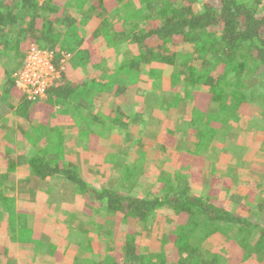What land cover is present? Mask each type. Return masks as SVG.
I'll return each mask as SVG.
<instances>
[{"label":"trees","instance_id":"16d2710c","mask_svg":"<svg viewBox=\"0 0 264 264\" xmlns=\"http://www.w3.org/2000/svg\"><path fill=\"white\" fill-rule=\"evenodd\" d=\"M55 2L0 0V32L4 37L0 42L11 52L5 59L10 68L1 77L0 116L10 113L31 122L38 108L56 116L57 121L66 116L77 128L78 144H85L89 135L105 126L101 108L95 109L103 95L124 98L138 85L143 70H148L149 78H161L160 70L145 67L151 63L171 65L182 49L190 53L179 61L181 81L189 88L198 87L201 97L208 98L226 122L235 120L245 103L254 101L264 106V93L251 95L252 88H264L263 0H78L77 10L69 14L65 12L69 3L60 8ZM113 16L121 19L116 28ZM131 19L140 20L142 27ZM83 20L94 26L89 41L101 40L108 48L135 44L137 55L94 77L70 79L61 72L43 99L21 95L15 88L14 74L21 69L30 46L53 52L56 67L60 59L74 64V70L88 64L94 48H85L84 33L89 30H79L84 28L80 27ZM6 26L17 28V33L4 35ZM170 82H175L174 77L170 76ZM88 92L91 97L82 98ZM145 93L150 92L141 95L144 101L138 104L136 114L145 110L149 116L153 105L163 103L154 94L150 98ZM11 95L13 103L8 102ZM248 117L242 116L240 121ZM195 120H191L194 127ZM54 123L29 124L18 131L31 147L17 157V163L26 162L38 181L62 180L72 191H80L84 212L91 213L92 208L105 212L100 232L108 247L104 256L108 264H264L263 200L247 212L230 210L214 204L206 194H192L188 180L180 173L172 191L164 188L160 196H134L132 191L142 172L135 163L124 165L122 190L96 188L80 178L76 163H65L62 128ZM37 145L41 147L36 149ZM7 164L11 171L16 162L7 155ZM5 177L0 180L5 182ZM0 199L11 239L31 243L32 227L23 222L27 215L17 212L13 198ZM163 210L175 214L176 222H164L155 253H140L135 239L138 234L127 233L123 227L130 218L146 223ZM215 234L220 235L219 242L204 249L203 242ZM119 237L122 242L115 254L108 241Z\"/></svg>","mask_w":264,"mask_h":264},{"label":"rangeland","instance_id":"374dc122","mask_svg":"<svg viewBox=\"0 0 264 264\" xmlns=\"http://www.w3.org/2000/svg\"><path fill=\"white\" fill-rule=\"evenodd\" d=\"M41 1V0H40ZM77 1L78 0H56V5H59L60 8L62 7V4H67L69 5L66 6L65 12L69 14L70 12L74 13L77 10ZM90 3V1H89ZM88 3V4H89ZM264 3V0H263ZM59 8V9H60ZM88 6L83 8V10H87ZM61 12L63 10H60ZM52 15V13H51ZM154 16V14L152 15ZM55 18H58L55 16ZM114 21H112V25L116 28L117 25L121 24V19H115L113 16ZM124 21H126L124 19ZM132 23H137L139 27H142V24H140V20H129ZM80 27L84 28H79V30H89L85 35V48L88 46H91L94 48L93 51V56L89 59L87 65H82L79 66L76 70H73L75 74H72V71L69 72V78L70 79H77L78 77H82L83 79L87 78L89 75L90 76H96L100 73V71L107 72L110 69L115 68L116 65H118L122 60H127L134 56L135 54L138 53V48L134 46L133 44L130 46H124L120 48H110L108 49L107 46L103 43L101 40H91L89 39L92 38V33L94 30L93 23L87 24L85 20H83V23L80 25ZM59 29L65 30V27H60L58 26ZM17 28L11 27V26H6L4 27V35L10 34L12 31H16ZM82 34V33H81ZM2 32H0V41H2ZM87 41H89L91 44L87 45ZM120 46V45H119ZM1 49V47H0ZM5 52V51H3ZM11 54V52H9ZM190 52L187 49H182L180 52L179 57L176 59L175 62H173L171 65H166V64H158L155 63V69L160 70L162 72L161 78L159 79H153L149 78L147 76V71L148 70H143L141 72V77L139 78V82L142 85L141 90L144 89L146 92H154L155 98H158L162 93L163 90L166 89L167 85L169 84V78L170 76L175 79V82H181L182 76L183 75V69L179 65V61L188 56ZM9 54V55H10ZM6 59V57H5ZM67 63V62H66ZM65 63V64H66ZM70 63V62H69ZM72 64V63H71ZM73 65H70L73 69ZM67 64L65 65L66 68ZM146 69L151 68V67H145ZM2 66L0 67V70H2ZM78 70V71H77ZM139 84V85H140ZM180 85L186 86L187 84L182 83ZM193 88V87H192ZM190 88V89H192ZM180 89V88H178ZM261 93H264V88H259V87H254L251 89V95L258 96ZM91 94L85 93L83 98H90ZM256 98V97H255ZM103 99V98H102ZM136 101L141 102V98L137 95L135 98ZM14 102V101H13ZM168 102V101H167ZM252 106H248V109L246 110L247 114L250 115L247 119L242 120V121H237L235 122L236 127H234V130L228 129L227 125L224 129L219 130V132L216 134V138L219 139V137H222L221 140H218L217 143L214 144L213 148L218 151V156L223 155H231L234 151H230V153L224 152V149L221 148L220 141L226 142V144L233 142L231 136L234 134L237 136L236 143L240 144V142H243L244 144L248 145L246 148L249 151L250 154H248V157H251V161L249 164H244L242 166L240 164V167L242 169V174L240 175V179L242 181L245 180V177L247 175V172H250V170L254 171V176L251 177V181L257 182V180L260 182H257L259 184L258 189L261 195L264 196V160L260 161V157L262 156L264 158V155H259L257 154L255 158H253L254 152L252 150L255 149V146L250 143L247 138L250 139L251 134L253 132H260L261 130L264 129V106L263 103L257 104V102H250ZM174 105H169L165 104L164 105H154V106H160L159 108L156 107L152 114L149 116L151 117L150 122H146L143 124V126H137L133 127L132 130L128 127H126L128 121L126 123H121L119 124L118 121H116V125H119L120 129L117 127H113L114 123H110V132H116L118 135H114L115 138H113V134H107L104 135V139L102 136H100V133L102 129L100 128L98 132L96 133V137L102 140L103 139V144L101 141H98L99 139L95 140L97 143H92L94 142L93 137L90 138L88 143L84 144L81 142V144L76 145L75 140L77 136V128L75 124H73L72 121H68L65 123L61 124L62 128V133L64 136V154H65V163L67 162H73L78 165L79 168V176L82 180L85 182H88L89 184L93 185L96 188H101V187H106V188H113L116 191L122 190V182L119 179L118 182L117 177L123 178V175L121 176L123 172V166H124V161L125 158L122 157L121 155V147H118L119 143H135L138 141H143V143L146 145L147 148H151V142L154 141L152 135H155L160 132L162 133L163 130L167 129H184L183 128V115L181 114L180 107L183 105L179 104L180 107H176ZM128 108L126 107L124 110L128 112V114H133L134 112V104L132 102H129ZM111 109L108 112H111L109 116V119L111 121L114 120L112 115L119 116V118H122V115H119L115 111V104L112 103L110 105ZM176 107V108H175ZM253 107V108H252ZM136 109V108H135ZM253 109L255 110L253 112ZM167 110V111H165ZM105 113V114H106ZM109 114V113H108ZM10 115V116H9ZM8 116L5 117V119L2 120V124H9V129L12 128L13 124V117H16L13 114H9ZM243 116V115H242ZM147 118V117H145ZM54 117L52 114H46L45 111L41 108H38L34 113L33 116L31 117V122L29 124H34L38 125L40 123H44V125H53L57 124L58 121L55 119L53 120ZM113 119V120H112ZM127 119V118H125ZM21 124V123H20ZM26 124V123H25ZM108 124V123H107ZM106 124V125H107ZM113 124V125H112ZM105 125V126H106ZM4 128V127H2ZM107 130V128H105ZM15 133L13 134L12 137H9L7 140L4 139V144H7L6 141L8 142V150H13L14 157H18L20 155H25L27 147L24 146L26 143V138L14 128ZM123 131L126 132V134H130L131 138L123 137L125 134H122ZM231 131V132H230ZM149 132V136L148 133ZM254 135V134H253ZM160 136V135H159ZM124 138V140H123ZM261 140V139H260ZM167 144V149H166V160L164 161H158L154 160L153 158H148L149 164H147V170L145 169L139 177L137 178L138 180L140 179L141 182L136 183L135 188L132 191V195L134 196H139V197H150L155 193V179H160L163 178V180H167L168 174H172V178L170 182H174L175 175L174 172L177 169V164L174 162V154L172 152L171 145L174 141L171 139L167 138L165 141ZM263 142V141H262ZM250 143V146H249ZM87 145V148H86ZM261 150H258V153H261L264 151V143L259 145ZM251 147V148H250ZM40 148L39 145L36 146V149ZM146 148V150H148ZM189 145L182 144L179 149L176 148V150H179V153H189L190 155H193L191 151H189ZM169 150V151H168ZM126 150H122L124 152ZM148 152V151H147ZM7 155L10 156L11 154H5V152H2L0 154V175L5 174L8 168L7 164ZM93 155V156H91ZM124 155V154H123ZM245 155V154H242ZM125 157H128L127 155H124ZM230 156H227V161H231L229 159ZM14 158V160H17ZM225 158V157H224ZM221 160H224L221 158ZM132 161V159L130 160ZM226 161V162H227ZM20 162V160H19ZM25 162V161H24ZM232 162V161H231ZM140 164V165H139ZM252 164V165H251ZM137 165L141 166L144 165V161L142 163H137ZM16 176L18 178H13L14 185H9L7 187L4 182H2V186H0V198L1 197H6V198H13L14 201V206L20 208L23 212L25 213H33V222H31V226L34 229L33 231L34 234L32 235V243L29 244H21L17 245L16 241H13L11 239L10 233L7 234L9 237H5L7 235L4 234V227L5 226V221L6 220V215L4 212H2L1 207L2 204L0 202V264H54L51 262L50 255H52L53 259L55 257L60 258V256H63L64 254L68 255H74L78 254L79 256L83 257V250L78 248V243L80 240V237L84 234L85 230H82L80 228L81 223H78L81 219L82 214L79 216L78 212L79 209L76 207L81 204L82 202L84 203V200L82 201V194L80 191H76L78 195L75 197H72V200H69V198L74 195L75 191H71L66 182V187H62L61 193L59 196H64V202L61 199L56 205L55 208H50L47 209L46 213H40V205L37 203V196H33L34 191H36V187L30 183L28 187L23 185L25 181L23 179L19 178H25L26 175H28V172L26 170H21L19 168L18 171H15ZM257 180H256V179ZM58 181V180H57ZM56 184L54 180H51L53 182L55 187L60 186V181L57 182ZM164 181V187L167 188L168 184ZM65 183V182H64ZM139 184V186H138ZM55 187L49 188L45 190L44 192L47 194L56 193ZM138 187V188H137ZM66 189V190H65ZM42 191V190H41ZM221 192H216L217 194H221L222 198L227 194L228 191L222 190ZM27 192L26 197L22 195ZM69 192V193H68ZM234 194V193H232ZM58 195V194H57ZM260 196V195H258ZM15 198V199H14ZM23 199V200H22ZM1 200V199H0ZM16 200H18L16 202ZM22 200V201H21ZM71 201H76V205L74 206ZM82 203V204H83ZM226 207V206H225ZM39 209V210H38ZM95 215L90 216L85 220L90 226L93 227V229H96V226L102 225L104 223V217L105 213L103 212H96L94 213ZM32 215V214H31ZM77 215V216H76ZM86 216V214H84ZM72 217L75 219L73 221ZM177 217V216H176ZM174 215L171 214L170 210H163L158 214L155 219H152L146 223L141 222V221H134L131 220L130 224H128V228L132 232H135L138 234V236L135 237L136 240L139 241V251L140 253H150V251L155 252L154 249L156 248V240L159 238L163 226L166 224H172L175 223L177 218ZM85 218V217H84ZM4 222V224H3ZM26 222V220H25ZM24 222V224H25ZM165 222V223H164ZM76 224V225H75ZM72 225L76 226V231L75 235L71 234L70 231H72ZM90 240L93 241V243H98L100 241L101 244H103V240H99V236L96 234V232L89 233ZM16 238L15 236H12ZM220 238V235L215 234L210 240H207L203 242V248L204 249H210L212 248L217 240ZM115 244L118 246L117 241L112 242L110 244V248L114 250V253L117 251L115 250ZM105 246V245H104ZM94 250L92 252H95V257H92V259H101L104 255L107 253L108 247H102V245L97 246L96 244L93 246ZM107 248V249H106ZM152 248V250H151ZM79 249V250H78ZM55 254L57 256H55ZM65 256V255H64ZM75 256V255H74ZM89 259V258H88ZM60 260V259H58ZM82 264H90L86 260L80 259ZM60 264H64L63 260L59 261ZM222 262V261H221ZM223 263V262H222ZM221 263V264H222ZM92 264V263H91Z\"/></svg>","mask_w":264,"mask_h":264},{"label":"crops","instance_id":"0c3cea01","mask_svg":"<svg viewBox=\"0 0 264 264\" xmlns=\"http://www.w3.org/2000/svg\"><path fill=\"white\" fill-rule=\"evenodd\" d=\"M17 31H18V29L16 31H12L10 34L15 35L17 33ZM1 38L4 39V37H1ZM3 39H2V41H3ZM1 44L2 43L0 42V47H1V49H0V67L2 66L3 69L0 70V90H1V81H2L1 77H2L3 73L5 72V70L10 68V65L5 60L6 54H8L10 51L9 52L5 51ZM133 45L136 46L135 44H133ZM119 47L124 48L123 45H120ZM108 49H110V48H108ZM3 51H5V52H3ZM136 55L137 54H135L132 57H135ZM131 58H129V59H131ZM58 63L60 64L59 66H61V67L63 66L62 67L63 70L61 72H64L67 76H69V72H71V71H72L71 75L75 74V72H73L74 68L72 69V67L70 66L71 63H68L66 68H65V63L62 62L61 59L58 61ZM154 65H155V63H151L149 65V67H151V69L152 68L155 69ZM77 68H79V66ZM77 68H75V69H77ZM90 77H94V76H90ZM81 78L82 77H78L77 79L80 80ZM182 83H183L182 81L181 82L179 81V82H174L173 84H171L170 78H169V84L167 85L166 89L163 90L162 93H160L161 95L158 98H161L162 103H163L162 105H164V103L169 104V105L178 104V105H175L176 107H180L179 104L183 105V108L181 106L180 110H178V111H180L181 114L183 115V125H184L183 128L184 129H179V128L167 129V130H163L161 134L159 132L155 135H152L154 141L151 142V148H147L146 145L143 143V141H138V142L130 143V144L124 143L122 141V143H119L118 147L122 148L121 149V155L123 158H125L124 165L133 164V163L137 164L138 160H139V163H142L144 161V165H142V167L139 166L141 168V171L143 172L147 168V164H149V160L147 159V156H148V158H153L154 160H158V161L164 160L165 161L167 159L166 158V156H167L166 155L167 144H165L166 143L165 141L167 138L171 139L172 141L175 140V142H173L171 145V148L173 149L172 152L174 154V162L177 164V169L174 172V175H175L174 182L173 183L170 182V180L172 178V174H168V178L166 181L163 180V178L155 179L154 182L156 183L155 184L156 189H155V193L152 195V197L153 196H160L162 194V191L165 188L164 187V184H165L164 181L169 185L167 188H169V190H171V187H173V185H175V183H176L177 173H180L181 175L185 176V178L188 180L190 192L192 194H194V195L206 194L210 197L211 202H213L214 204L221 206V207L226 206L225 208H228L230 210H236L237 209L241 212H247V210H252L251 206H254L260 200L264 201V196L260 194L259 189H258L259 184L257 182H260V180L258 181L255 178L257 180V182H255V181H251V179H250L251 177L254 176V174H255L254 171L250 170V172H247V175H246L244 181H242L240 179V175L242 174V172H241L242 169L240 167V164L242 166H244V164H246V163L249 164L251 161V157L250 158L248 157V154H250L251 151L246 148L248 143L244 144L243 142H240V144H237L236 143L237 136H235L233 134L231 136L232 140H234L233 142L226 144V142L220 141V144H219L221 146V148L224 149V152L227 151V153H230V151H234L231 155H223V157L218 156V151L213 148L214 144L217 143L218 140L222 139V137H219V139L216 138L217 137L216 134L219 132V130L224 129L227 125H229L228 129L233 131L234 127H236L235 122L240 121L242 119V115L243 116L248 115L246 110L248 109V106L249 105L252 106V104L245 103L244 105H242L241 108L239 109V112H238L239 115L237 116V118L235 120H231V121L226 122L225 119L223 118V116H221L218 113V111L215 110L214 104H212V103L209 104L208 98L203 99V97H201V92H200L198 87H193L192 89H190L188 85H186V86L180 85ZM139 84H140V82L138 81V85L136 87H134V89L129 90L128 92L125 93V95H124L125 99L123 97L118 98V97H113L111 95H106L108 97L107 98L105 95H103L102 96L103 99H101L97 103V105L95 106V109L101 108V111H102L101 119L105 123V125L108 123L106 126H104V128L102 127L103 129L100 132V133H102V134H100V136H102L103 139H104V135H106L108 137L107 134H109V135L113 134V138H115V136L118 135L116 132H113V131L110 132L109 131L110 123L113 122L114 123V125L112 124L113 127H117L120 129L119 125H116V121H118L119 124L126 123V121H128L129 124H127L126 127L130 128L132 130L133 127L143 126V124H145L146 122H148V121L150 122L151 119L149 118V116L152 114L153 110L156 107H158V108L160 107V106H154L153 105L152 112L149 116H148V114H146L145 110L143 112L144 114H142V115L136 114L138 112V104H141V102L143 103V101H144L142 99L141 95L142 94L144 95V92H146V91H144V89L141 90L142 85L141 84L139 85ZM178 88H180V89H178ZM153 94H154V92H150V93H147L146 95H148L151 98V95H153ZM137 95L141 98V102H138L135 100ZM190 95H191V97H190ZM0 96H1V94H0ZM13 97H14V95H13ZM13 97H12V95L10 97H8V102L13 103ZM83 97H84V95H83ZM188 98H192V99L189 100ZM129 102H132L135 106L133 114H130V115L128 114V112H126L124 110L126 107L128 108V106H126V105H128ZM112 103L115 104V111L119 115H122V118H119V116H116L114 114V115H112L114 120L112 119L113 121H111L109 119V116L113 110H111V112H108L109 114L106 112L111 109L110 105H112ZM136 104H137V106H136ZM157 105H160V104H157ZM207 108H209V110H207ZM165 111H167V110H165ZM254 111L255 110L253 109V112ZM9 114H4L3 116H0V122H2V120H4L5 117L8 116ZM145 117H147V118H145ZM54 118L56 119V116ZM60 118H61L62 122H61V120H59L57 123L60 126L62 123L71 121L66 116H63V117L61 116ZM125 118H127V119H125ZM194 119H196L195 124H194L195 127L191 124V120L193 121ZM208 121H209V124H207ZM5 122H6V119H5ZM0 124H2V123H0ZM12 124H13V126L10 129L8 128L9 124H3L2 126L0 125V154H2V152H5V154H7V153L11 154L10 158L12 160H14V158H16V157H14V154H13L14 152H13V150H8V142L6 141L7 144H4V139L7 140L9 137L13 136V134L15 133L14 128H16V130L20 131V129L25 128L24 126H28L29 122L24 121L19 117H13ZM62 125H64V124H62ZM2 127H4V128H2ZM105 128H107V130ZM146 133H148V136H149V132H146ZM122 134H125V136H123V137H127L128 139L131 138V135L126 134L125 131H123ZM253 134H251L250 139L247 138V140H249L250 143L255 146V149L252 150V152H254L253 155H255V156H253V158H255L257 154L264 155V151L261 153H258V151H257V149L261 150L260 149L261 147L259 145L264 143V129L261 130L260 132H255V133L253 132ZM100 136H99V138H97L96 134L95 135H89L87 140H86L87 141L86 144L88 143V141L90 140L91 137H93V139H94V142H92V143L95 144L98 141H101L103 144V139L101 140ZM78 139H79V137L77 134L76 140H75L76 145H78ZM97 139H99V140L97 142H95V140H97ZM123 140H124V138H123ZM250 143H249V146H250ZM79 144H81V143H79ZM182 144L189 145L190 149L189 148L188 149H189V151H191V153L193 155H190L189 153H186V154L185 153H179V150H176V148L179 149V147ZM30 147H31V145L28 144L27 149H29ZM39 147H41V145H39ZM86 148H87V145H86ZM146 148L148 150H146ZM122 150H126V151L122 152ZM228 150H230V151H228ZM249 151H250V153H249ZM123 154L127 155L128 157H125ZM242 154H245V155H242ZM91 156H93V155H91ZM227 156H230L229 159L232 162L227 161ZM221 158H223L224 160H221ZM131 159H132V161H130ZM259 159H260V161L264 160V158L262 156ZM140 160H141V162H140ZM14 161L16 162L14 168L11 171H9L7 169L8 172L0 175V179L2 176L3 177L6 176L4 184L7 187H9V185L14 183L13 178H15V176H16L15 171H18L19 168L21 170L24 169L28 172V175L25 176L26 179L25 178H19V179H23L25 181H28V182L23 183V185H25L26 187H28L30 185V183L36 187L35 188L36 191H34L33 196H37V203H39V205H40V210L39 209L38 210L40 211V213L41 212L46 213L47 209H50L53 207L55 208V205L61 199L63 200L62 202H64L63 197L65 195L59 196L60 194H62L60 192L61 189L58 187H55L54 184H52L53 182H51V180H54V182L56 184L57 179H51V180L47 179L44 181H38L34 177L30 167L27 164H25L26 162L23 165H19V163H17V160H14ZM123 168H124V166H123ZM16 178H18V177L16 176ZM119 179L122 182V179L120 177H117V180H115V181L118 182ZM138 181H139V183L141 182L140 179ZM4 184H2V181L0 180V186H2ZM59 184L61 186H63L64 188L66 187V184L64 183V181L62 182V180L60 181ZM12 185H14V184H12ZM48 187L49 188L55 187L56 193H52V195L45 193L44 191L47 190ZM108 189H111V188H108ZM70 190H71V188H70ZM222 190L228 191L227 194H225V196L223 198L221 196H219L222 194V192H223ZM217 191L221 192V194L220 193L217 194L216 193ZM232 193H234V194H232ZM27 195H30V194H27V192H25L22 195V197L23 196L26 197ZM76 195H78V194L75 192L74 195H72L69 198V200H72V197H75ZM258 195H260V196H258ZM79 198H80V196H79ZM81 198L83 201L82 196H81ZM17 201L18 200H16V202ZM71 203L74 206L77 204L76 201H74V202L71 201ZM82 203L79 204L76 208L79 209L78 215L80 216L82 214L81 219L78 222V223H81L80 228L82 230H85L82 237H80V240L78 243V248L83 250V257L79 256L78 254H74L75 256L64 254L65 256L63 255V256H60V258L55 257L53 259L52 255H50V258L52 259L51 262L54 264H60L59 261H61V260H63L64 264H82L80 259L86 260L90 264L91 263L92 264H108L107 263L108 260L104 257L105 255L103 256L104 259H103V257H101V259L100 258L99 259H92V257L96 256L95 252H92V250H94L93 246L95 244L97 246L102 245V247L106 246V241L104 240L103 237H101V232H100L103 224L96 226L97 228L93 229V227L90 226L85 221L90 216L95 215L94 213H96V212H102L103 213V211H98V210L92 208L91 213L90 212L89 213L84 212V210H83V204L84 203L83 204ZM15 208H16L18 213L19 212L24 213L25 217L27 215V217H26L27 219L24 218V219H26V225L31 226L32 223H30V222L31 221L33 222V213H31L32 214L31 215L29 213H25V211L23 212L17 206ZM1 210H2V207H1ZM84 214H86V216H84ZM171 214L176 217L175 214H173V213H171ZM0 215H2V213ZM155 217L153 219H155ZM73 218H76V217H72V219ZM105 218L106 217H104V220H105ZM74 220L75 219H73V221ZM131 220L138 221V220H135L132 218L128 219L127 223L123 227V228H126L125 231L127 233H134L130 230V228H128V224H130ZM23 222H25V220H23ZM3 224H4V222H3ZM119 226H118V228H119ZM3 227H4V234L5 235L9 234L6 221H5V226L3 225ZM71 227H72V231H70V232H71V234L75 235L76 234L75 233L76 226L72 225ZM32 230H34V229L32 228ZM34 232L35 231H33V234H34ZM92 232H96V234L99 236V240H101V241L103 240V244H101L100 241L98 243L94 244L93 241L90 240L89 233L92 234ZM5 237H9V235H7ZM158 239L159 238H157V240ZM157 240H156V246H157ZM219 240H220V238L217 240L216 244L219 242ZM115 241H117V244L119 245L122 242V239L120 237L115 238V239H111L108 241V245L110 246V244L112 242H115ZM32 242H33V240L31 241V243ZM137 242H138V240H137ZM21 244H29V243H17V245H21ZM139 246H140V244H138V248H139ZM116 247L117 246L115 244V250H116ZM155 249H154V251H155ZM151 250H152V248H151ZM150 253H152V251H150ZM153 253H155V252H153ZM115 254H117V252ZM55 256H57V255L55 254ZM58 259H60V260H58ZM222 264H226V263L223 262Z\"/></svg>","mask_w":264,"mask_h":264},{"label":"built area","instance_id":"2783aa9c","mask_svg":"<svg viewBox=\"0 0 264 264\" xmlns=\"http://www.w3.org/2000/svg\"><path fill=\"white\" fill-rule=\"evenodd\" d=\"M54 59L51 51L41 50L34 45L29 47L21 69L14 74V85L21 95L28 99L46 97L47 90L60 78L63 70V66H55Z\"/></svg>","mask_w":264,"mask_h":264}]
</instances>
